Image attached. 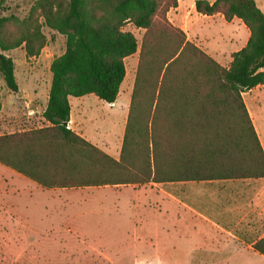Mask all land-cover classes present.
Returning <instances> with one entry per match:
<instances>
[{
  "label": "trees",
  "instance_id": "1",
  "mask_svg": "<svg viewBox=\"0 0 264 264\" xmlns=\"http://www.w3.org/2000/svg\"><path fill=\"white\" fill-rule=\"evenodd\" d=\"M5 0H0V4ZM178 0H38L43 25L65 36L51 64L48 125L0 134V162L46 186H83L264 177V148L243 92L264 85V10L255 0H196L203 14L241 18L247 44L224 66L167 16ZM144 28L140 43L124 26ZM41 24L0 47V74L19 86L2 51L25 43L39 54ZM139 48L119 158L68 127L69 96L114 102L125 58ZM1 97V95H0ZM1 107V101H0ZM253 248L264 254V236Z\"/></svg>",
  "mask_w": 264,
  "mask_h": 264
},
{
  "label": "rangeland",
  "instance_id": "2",
  "mask_svg": "<svg viewBox=\"0 0 264 264\" xmlns=\"http://www.w3.org/2000/svg\"><path fill=\"white\" fill-rule=\"evenodd\" d=\"M37 1L5 0L0 4V47L34 28L36 23L41 24L46 37L39 54L31 57L26 54L25 43L2 51L14 61L19 91L10 90L0 74V134L47 124L42 122L40 102L46 84L51 83L50 64L65 50V36L43 25L40 9L33 10ZM209 21L201 17L195 23L194 32L203 39L202 43L209 38L207 41L217 46H228L217 37V32L231 34L230 30L217 20L216 28L209 32ZM124 29L132 31L140 43L142 30L131 23ZM128 67L129 75L115 104L104 103L100 110L101 103L95 102L87 117L92 138L109 145L112 153L121 147L131 97L129 80L133 69ZM34 89L36 94L32 92ZM246 99L264 141V85L247 92ZM4 174L5 177L20 175L0 162V176ZM93 188L97 189L81 192L71 210L61 200L19 196L0 188V264H264V254L253 248L254 241L264 236L263 209L250 212L248 207H241L240 212L232 202H223L219 195L220 198L204 195L206 185L202 183L191 186L190 198L172 191L196 210L197 214L192 215L185 214V207L179 201L150 185ZM239 196L228 195V200ZM201 198L208 201L201 202ZM13 204L16 206L12 207ZM223 210L228 213H221ZM70 218L81 225V230L58 231L64 238L62 242L66 239L70 242L69 236L76 234L78 239L94 244L100 258L95 261L86 258L77 238L73 241L76 246L64 248L61 242L50 243L55 232L48 225L56 219ZM220 226L228 230L221 232ZM59 250L66 254L64 259L60 258ZM137 257L141 258L139 262ZM48 258L50 261L46 263L44 259Z\"/></svg>",
  "mask_w": 264,
  "mask_h": 264
},
{
  "label": "crops",
  "instance_id": "3",
  "mask_svg": "<svg viewBox=\"0 0 264 264\" xmlns=\"http://www.w3.org/2000/svg\"><path fill=\"white\" fill-rule=\"evenodd\" d=\"M195 1L196 0H178V5L175 7H171L167 11L168 19L176 26L182 28L187 35V38L194 43H196L198 46H200L203 50H205L208 54H210L212 57H214L218 62H220L224 66H229L233 59V53L240 50L242 47H244L248 39L250 37V29L246 25V23L239 17L234 16L231 19H226L224 14L221 12L214 13V14H203L198 12L195 7ZM214 1V0H209ZM258 6L262 8V5L264 4V0H262V3H259L258 0H256ZM201 17H207L208 19H211V21L208 22V31L211 32L213 29L216 28V21L218 20L221 24H224L226 28H228L231 32V34H224L221 31L217 32V37L220 39H223L228 46L225 44L223 45V48L221 46H217L213 43H210L209 38L204 40V43H202L203 39H200L197 31L195 30V23L198 19ZM139 30H142V34L144 32V28H137ZM206 41V43H205ZM139 61V48L138 50L125 58V64H126V76L120 86V90L122 88L123 83L127 80V77L129 75V67L133 69V76L129 80V84L131 85V94L133 90V84L135 79V73L137 64ZM129 62V63H128ZM18 82V81H17ZM34 83V84H33ZM36 82H32V86H36ZM51 84V83H50ZM50 84H46L44 90H43V96L40 102V109L42 111L41 118L43 119L42 122H46L48 125V121L45 120L43 117V111L45 110V107L48 102L49 97V90H50ZM261 85V84H259ZM257 85V86H259ZM19 86V83H18ZM31 86V84H30ZM255 86V87H257ZM255 87L244 91L243 98L244 102L246 104V107L248 109V112L251 116L252 122L254 124L255 130L259 136V139L261 141V144L264 148V141L262 139L261 131L255 121L253 111L249 105V102L246 99V93L252 91ZM19 91V89H18ZM13 91V92H18ZM34 94H36V89L32 90ZM120 93V92H119ZM119 96V94H118ZM95 97V98H90ZM131 99V97H130ZM103 99L98 98L95 94H85L81 96H69V103H70V118L68 121V127L72 129L73 131H76L79 135H81L86 140L90 141L100 149L104 150L105 153L107 152L111 156H113L115 159L119 158L121 147L117 149V153H112L111 147L109 145H106V143H98L92 138L91 130L88 129V116L90 115V111L93 108L95 102L101 103L100 110H103L105 107V104L108 105H114L116 100L114 102H107L103 100L104 102H101ZM105 103V104H104ZM127 103V101H126ZM130 106V102H129ZM1 111V110H0ZM129 112V107H128ZM127 112V116H128ZM127 120V117H126ZM40 122V124H42ZM45 125H38L34 128L43 127ZM126 125V121H125ZM30 128H24L19 129L20 130H26ZM125 130V127H124ZM14 132V131H12ZM124 135V132H123ZM123 140V137H122ZM122 146V142H121ZM14 170V169H13ZM7 172V170H5ZM16 171V170H15ZM19 173V172H18ZM205 184L206 190L204 191V195H219L221 199H223V202H232V206H236V208L239 209L241 212V207L246 208L248 207V210L251 212L258 211V209L264 210V177H257V178H235V179H215V180H203V181H167V182H155V181H149L145 183H126V184H106V185H83V186H46L42 183L38 182L34 178H31L27 175L21 174L20 175H13L11 177H5L4 175L0 176V188H3L6 192L10 191L15 195H39L43 197H51L54 200H61L66 203L67 208L70 210L73 208L74 200H76L79 196H81V192L89 189H97L93 187H106V186H112L114 188H123L127 186L131 187H139V186H148L150 185L152 188H156L159 191L165 192L166 195L172 197V199L179 201L184 207H185V214L186 215H192L193 213H196V210H194L190 205L186 204L182 200H179V198L174 194L176 192H179L181 195H184L188 198H190L193 194V189L191 186H194L196 184ZM172 191L174 193H172ZM228 195H240L239 197H236L233 200H228ZM249 195V196H247ZM218 196V197H219ZM219 197V198H220ZM248 201H247V198ZM41 199V198H39ZM201 202H207L205 198H201ZM37 202V201H36ZM248 205V206H245ZM16 204H13L12 207H15ZM224 207V206H222ZM231 207V206H230ZM17 208V207H16ZM227 210L221 211V213H226ZM237 212V213H240ZM228 213V212H227ZM44 221H39V223H43ZM38 224V223H35ZM48 227H51L50 229L53 230L55 233L50 241V243L54 244H60V242L64 245L62 247H67L68 245H74L76 246L79 244V246H82L81 248L85 249L86 258L91 259L92 261L97 260V258H100L99 253H97L99 250L97 247L90 243H87L86 239H78V236L76 234L70 235L69 238L72 240L67 243V239L63 243L62 240L64 238H61V235L58 234V231H64L69 230L71 232L73 231H79L81 230V225L74 221L72 218L70 219H56L54 222H51ZM216 227H218L216 225ZM203 229V228H202ZM206 231L209 229V227L206 225L204 228ZM219 230L221 232L227 231L228 229L223 227H219ZM68 237V236H67ZM77 238L76 245L74 244V240ZM59 254H61L60 258H63L66 256L64 251L59 250ZM141 258L137 257L136 262H139ZM43 261V260H42ZM44 261L47 263L49 262L48 259H44ZM53 262V261H52Z\"/></svg>",
  "mask_w": 264,
  "mask_h": 264
}]
</instances>
